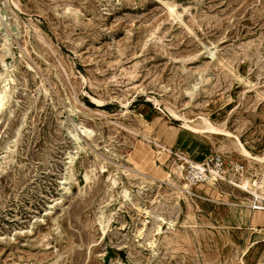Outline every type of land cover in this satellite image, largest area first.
<instances>
[{"label":"rangeland","instance_id":"obj_1","mask_svg":"<svg viewBox=\"0 0 264 264\" xmlns=\"http://www.w3.org/2000/svg\"><path fill=\"white\" fill-rule=\"evenodd\" d=\"M164 1L0 0V264H264V0Z\"/></svg>","mask_w":264,"mask_h":264},{"label":"built area","instance_id":"obj_2","mask_svg":"<svg viewBox=\"0 0 264 264\" xmlns=\"http://www.w3.org/2000/svg\"><path fill=\"white\" fill-rule=\"evenodd\" d=\"M171 153V152H170ZM179 161L177 168L185 170V179L190 188L200 185H214L220 181L227 180L231 173L240 174L243 166L237 163L229 162L220 154H208L201 160H193L183 152L172 151Z\"/></svg>","mask_w":264,"mask_h":264},{"label":"bare ground","instance_id":"obj_3","mask_svg":"<svg viewBox=\"0 0 264 264\" xmlns=\"http://www.w3.org/2000/svg\"><path fill=\"white\" fill-rule=\"evenodd\" d=\"M162 1V0H161ZM164 1V0H163ZM165 2V1H164ZM166 4V3H165ZM166 6V5H165ZM167 8H169L168 10H170L171 12H173V13H175L174 12V6H172L171 4H167ZM170 12V13H171ZM180 19V18H179ZM175 21V20H174ZM7 82H8V80H7ZM8 91H7V88H6V86H4V88L0 91V108H3V106L5 105V101H6V98H7V96H8ZM1 110V109H0ZM187 121V120H186ZM207 126V129L209 128V130L211 131V130H213L214 129V127L211 125V124H207L206 125ZM82 129V131L85 133V132H88L89 133V129L88 128H86L85 126H83V128H81ZM92 129V128H91ZM217 130V129H216ZM69 134H71L72 135V137L74 138V139H79V136H78V134L73 130V129H71V130H69ZM86 134V133H85ZM92 134V133H91ZM78 141V140H77ZM242 151H243V153L245 154V155H247L248 157H250L251 155H250V153L248 152V150L247 149H245L244 147H242ZM71 153V152H70ZM70 158L72 159V155H70ZM251 158V157H250ZM256 158V157H255ZM9 166V165H8ZM140 169V168H139ZM183 174H181L180 173V176H181V178H183V176H182ZM168 176H170L171 177V175H168ZM87 179V178H86ZM114 181V183H115V179L113 180ZM176 189L175 190H177V192H178V194H179V196H182V195H184L185 193H184V191H186L187 189H189L190 188V185H189V183L187 182V181H184L183 182V184H182V186H177V185H173ZM188 191V190H187ZM256 193V192H255ZM123 195L124 196H129V192H128V190L127 189H124L123 190ZM256 195V194H255ZM258 195V194H257ZM127 199V198H126ZM178 199V198H177ZM253 206V205H252ZM260 207V206H259ZM158 212V211H157ZM146 213H148V214H150L151 213V210H149V209H146ZM154 216L155 217H160V215L159 214H154ZM154 217V218H155ZM160 219V218H159ZM161 220H163V221H165V217H161ZM172 222V220H169L168 221V223H171ZM100 224H101V227H102V230L105 232L106 230H105V227H104V220H100ZM107 226V225H106ZM161 225H159V227H160ZM161 229V228H160ZM143 233V232H142ZM104 234V233H103ZM148 241V240H147ZM146 241V242H147ZM152 241V240H151ZM154 243V242H153Z\"/></svg>","mask_w":264,"mask_h":264},{"label":"crops","instance_id":"obj_4","mask_svg":"<svg viewBox=\"0 0 264 264\" xmlns=\"http://www.w3.org/2000/svg\"><path fill=\"white\" fill-rule=\"evenodd\" d=\"M167 151H169V148L166 149ZM170 153V152H169ZM166 154V153H165ZM205 185H200L198 187H204Z\"/></svg>","mask_w":264,"mask_h":264}]
</instances>
